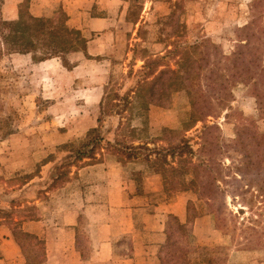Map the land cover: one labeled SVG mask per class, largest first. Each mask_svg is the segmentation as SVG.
I'll use <instances>...</instances> for the list:
<instances>
[{"label": "rangeland", "instance_id": "rangeland-1", "mask_svg": "<svg viewBox=\"0 0 264 264\" xmlns=\"http://www.w3.org/2000/svg\"><path fill=\"white\" fill-rule=\"evenodd\" d=\"M255 1L261 11L244 30ZM141 3L149 15L137 31L145 41L130 47L134 58L83 64L71 72L79 59L52 37H69L71 30L51 28L48 45L35 50L64 59L38 66L29 51L36 39L14 38L10 31L29 3L0 0V199L10 205L0 208V217L17 228L23 217L57 212L61 198L79 189L80 168L112 155L119 160L109 144L118 137L122 146L156 148L138 149L141 158L125 163L131 172L139 167L133 173L142 189L147 176L161 175L163 190L154 196L161 211L174 197L186 202L185 228L179 229L172 213L165 217L160 264H264V0H139L137 6ZM56 12L48 20L56 22L61 15ZM158 57V69L188 70L192 90L178 87L144 109L134 90L145 61ZM99 82L110 101L105 111L84 90ZM121 119L136 128L133 136L128 131L116 136ZM92 127L100 132L88 135ZM95 146L92 158L77 159L76 149L89 152Z\"/></svg>", "mask_w": 264, "mask_h": 264}, {"label": "crops", "instance_id": "crops-1", "mask_svg": "<svg viewBox=\"0 0 264 264\" xmlns=\"http://www.w3.org/2000/svg\"><path fill=\"white\" fill-rule=\"evenodd\" d=\"M23 1H28L31 14L40 17L49 30L61 25L71 30L69 37L52 36L62 46L68 45L64 50L68 56L79 59L71 72L83 64L110 65L132 59L135 55L130 47L145 39L137 33L149 15L144 3L135 22L127 18L130 0H19ZM55 11L61 15L53 23L48 18ZM62 55L35 63L47 67L62 62ZM84 90L101 107L104 82L89 84ZM128 164L112 155L80 168L75 179L79 189L62 197V208L53 214L23 217L17 228L1 216L0 264H160V247L167 239L165 217L172 213L181 223L187 222L186 202L180 197L176 202L174 197L169 209L161 211L154 199L163 190L161 175L147 176L142 189L133 173L139 167L131 172ZM7 207L0 199V208ZM125 235L130 243L123 242Z\"/></svg>", "mask_w": 264, "mask_h": 264}, {"label": "trees", "instance_id": "trees-1", "mask_svg": "<svg viewBox=\"0 0 264 264\" xmlns=\"http://www.w3.org/2000/svg\"><path fill=\"white\" fill-rule=\"evenodd\" d=\"M139 0H130L131 2V6L129 7L128 10V15L127 18L131 19L133 21H137L140 14H141V10H142V3L139 4V6H137ZM26 3H28V1H25V5ZM257 3L258 1H255V3L252 5V13H253V19L251 21V23H247L244 26V30L250 29V27L254 24V22L257 19V16L259 14V12L261 11L259 8H257ZM137 6V8H136ZM178 6V5H177ZM172 15V14H171ZM10 31L12 33V36L14 38L20 36V35H29L31 38H35L36 39V43H34L33 49L29 50L32 53V58L34 61H40V60H44L46 58L50 57V53L49 51L47 52H43L41 54H38L35 50V48H38V45H48L49 42V27L42 21V19L40 17L34 16L33 14H31V12L27 9H23V11H21V13L18 16V19L16 21L11 22L10 24ZM245 43L244 45H247L248 42L250 41L249 37H247L245 39ZM191 47V46H190ZM192 47H197L196 45L192 46ZM237 51H235L233 53V55L229 56V55H223V58H232V56H234V54H236ZM161 58L162 57H158V58H152L149 60L145 61V64L143 65V67L145 68V72H144V76L138 81L137 86H136V90H134V93L137 96V99L139 100V106H141L142 108L146 109L149 107V104L152 102H160L161 100H163L167 94L170 93V91L177 89L178 87H183L186 86L188 88L187 82L189 80V71L185 70L183 72H180L178 69L166 66V67H162L160 69H158L161 66ZM186 64V59H184V61H181L179 63L180 67L184 66ZM186 72V73H185ZM189 90H192L191 88H188ZM133 91V90H132ZM108 94V93H107ZM130 94V92H127L126 95L123 96V99H125V97H128ZM221 97L226 96V95H220ZM257 97L258 100L260 101L261 99V95L259 92H257ZM106 98L107 95L104 97L105 101L103 100L101 103V108L103 111H105L106 106L108 104H110V101L106 102ZM193 103L196 104L199 101L198 97H193ZM131 104V101H130ZM119 113V112H117ZM199 111L195 108L193 110V118L194 115L198 114ZM209 113H204L205 115H208ZM201 119V118H199ZM101 117L98 118V121L101 122ZM136 128L134 126H127L126 122L122 121V119L120 120L118 127H117V132H116V136H118V132H123L126 133V131H128V134L133 136L134 132H135ZM100 132V128L98 127H92L88 130V135H91L93 132ZM118 138V137H117ZM115 138L116 142L115 143H111L109 142L110 146H111V151H113L115 154L119 155V161L125 163L126 161H131V159H135L138 160L141 158V155H137V150L138 149H147L148 151L152 152V151H156V148H151L149 147L147 144L143 143V144H139V145H133L131 143H128L125 146H122L121 144H119L118 139ZM95 139V144L98 145L99 143H97V140L100 142L101 140V135H97V137L94 138ZM71 147L74 148V145L72 143ZM88 145V144H87ZM69 146L68 144L63 145V147H67ZM185 147L186 144L183 143V145H181V147ZM117 147V148H115ZM175 147V146H174ZM115 148V149H114ZM97 149V147H93V149H91L89 152H84L82 150H77V159H82L85 157H89L92 158V156H94L93 154L95 153V150ZM128 149L130 151H128ZM135 150V152H134ZM151 153H146L143 158L149 160ZM160 154V152H159ZM159 155H156L155 157H157V160L159 159L158 157ZM154 160V159H153ZM264 195V194H263ZM173 217L176 220L177 226L180 228H185L186 223H181L179 220H177V218L173 215ZM188 220H190V215L188 216ZM167 228H168V223H167ZM166 228V229H167ZM168 234V233H167ZM162 261V257L160 258Z\"/></svg>", "mask_w": 264, "mask_h": 264}]
</instances>
